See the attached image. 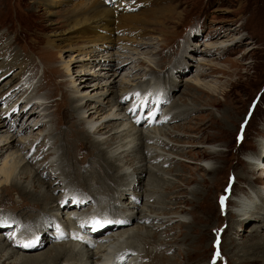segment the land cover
Instances as JSON below:
<instances>
[{
    "label": "bare ground",
    "instance_id": "bare-ground-1",
    "mask_svg": "<svg viewBox=\"0 0 264 264\" xmlns=\"http://www.w3.org/2000/svg\"><path fill=\"white\" fill-rule=\"evenodd\" d=\"M128 1L118 3L112 9L100 7L95 3L82 7L80 16L66 18L65 28L58 35L47 39L46 50H51V45L60 46L65 40L76 38L82 42L76 47L78 54L89 57L72 59V65L65 64L64 69L70 75V66L89 67L93 62L90 57L94 55L95 46L100 42L103 32H134V36H138L136 31L122 28L135 19L136 14H131L133 10L149 6L151 1ZM3 37L1 35L0 39ZM1 47L11 48V43H3ZM213 50V45L206 46L200 55L209 57L208 51L212 52V55L215 54ZM38 58L43 65V72L36 82L32 81L37 77L33 74V61L23 50L0 61V132H12L13 135L20 136L16 141L13 135L10 139L4 135L0 136V157L8 149L15 148L17 151L19 143L20 146L21 143L27 144H24L23 151L26 152L25 156L29 157V162L45 155L44 161L30 165L28 162L22 163V156L12 161L7 160L11 156L8 154L1 165L0 203L10 208L3 211L8 212L7 215L0 216V264H152L159 262L158 260L165 262H161L162 264H174L173 257L165 255V252L180 243L184 246L181 252L185 253L184 257L186 256L190 263L211 264L209 243L215 242V236L211 238L208 235L206 248H202L198 241V236L209 231L210 225L217 227V260L228 264H264V203L259 202L260 196L264 199V190L260 191L247 174L264 165V162H261L264 142L258 141L245 152L242 160L246 166H240V170H231L236 171L233 176L237 184L238 181H245V190L237 193L233 187L235 190H232V193H236L234 198L232 201L229 198L224 201L228 206L224 228L220 227L216 215L211 223L204 219L205 207L202 203L207 193L203 187L210 178L203 175L198 186L189 189L186 187L185 191L179 192V189H183L193 178L186 181L181 175V170L169 171L168 168L176 160L183 159L181 154H191V150H184V146L171 138L178 134L175 129L179 124H169L176 120H185L195 109L209 106L217 108L221 103L217 96L228 95L220 83L214 86L199 80L198 77L217 70L228 76L239 71L221 70L210 66V73L198 72L195 83L191 84L189 80L185 82L191 84L190 89L198 92L199 97L205 94L213 95L214 98L209 99V104L197 105L182 101L181 105L174 101L158 116L149 119L151 110L162 104L163 98L166 99V96L162 95L163 86L161 87L159 76L148 75L136 82H122L121 87L114 93L107 89L86 94L81 88L89 84L79 83L76 87L69 85V89L66 88L68 80L63 79L56 67H50L53 63L47 67L43 55L39 53ZM127 62L122 61V64ZM122 64L118 67L115 65V68L119 69ZM13 67H17V70L4 80L5 74ZM178 67L180 71L188 68L187 63ZM83 73L90 74L88 70H80L76 74ZM24 76L25 80L32 82H15L17 78ZM75 80L82 82L91 80V77L78 76ZM181 80L178 79L179 82ZM236 81H230L229 87L237 86ZM175 86L166 88L171 97L180 87V83ZM42 91L44 92L40 95ZM185 92L186 90L180 91L181 95ZM33 99L39 100L40 104L37 105ZM20 102L21 108L32 107L31 111L26 113L27 119L35 118L36 111L33 107L39 106L46 111L45 116L49 119L46 122L38 120L34 125L43 127L38 128L41 132L37 133V137L24 138L34 133V127L28 122L20 121L19 117H12L13 122L17 121L14 123L16 125L7 121ZM142 107L148 108L145 113H141ZM226 114L235 119V112L228 110ZM218 118H223V115ZM224 118L219 119L217 130L227 133L233 129H230L228 124L231 119L226 120V116ZM60 126H65L62 131ZM234 126H237L235 121ZM41 139L43 140L37 145ZM204 140L206 141L205 138ZM205 144V150L196 151L192 156L220 159L216 166L207 158L203 159L200 167L206 174L214 175L215 172L224 171L228 164L225 152H228L229 148L223 150L215 148L213 144ZM198 146L200 145H190L193 149ZM89 157L93 160L84 172L80 164ZM236 158L235 160H238ZM239 162L238 160L237 164ZM145 173L147 179L143 183ZM163 184L166 186L161 188ZM143 186V192L135 195L133 191L140 190ZM160 188L164 191L159 190ZM259 191L262 193L259 194ZM10 192L13 193L12 198L7 194ZM125 192L131 194L125 195L129 202H114L115 198L124 196ZM183 196L186 198H182ZM152 198L154 199L151 200ZM71 199L72 204L69 202ZM90 203L95 206H85ZM187 205L190 206L191 218L182 214ZM83 206L89 211H77ZM173 207H178V212L165 210ZM105 209L106 211H102ZM175 221L177 223H174ZM92 223L108 226L94 231L92 235L95 239H89L84 230L91 229ZM250 223L253 226L251 225L249 235L245 233L246 238L240 236L244 241L238 242L235 233L239 231L238 234H242L243 229ZM172 232L175 234L172 235V241L165 239V234ZM158 234L165 237L158 238ZM150 239L153 241L150 242ZM26 244L30 246L25 247ZM161 245L164 247L157 255L156 250ZM146 246L149 247L146 249ZM202 251L207 255H200Z\"/></svg>",
    "mask_w": 264,
    "mask_h": 264
},
{
    "label": "rangeland",
    "instance_id": "rangeland-1",
    "mask_svg": "<svg viewBox=\"0 0 264 264\" xmlns=\"http://www.w3.org/2000/svg\"><path fill=\"white\" fill-rule=\"evenodd\" d=\"M124 1L129 2L128 0H0V36H4L0 39V61L5 60L6 56L18 54L19 52L21 53L23 50L33 61V74L37 77L32 79V81L36 82L43 72V65L38 58L40 53L43 55L47 67L50 66L49 64L53 63L54 65L52 64L50 67H56L60 75L63 76V79L65 78L68 80L69 83L67 82L65 84L67 86L66 88L69 89L70 86L76 87L79 83L89 84V86L83 89L81 88L86 94H94L107 89L114 93L121 87L122 82H136L139 78L143 76L147 77L148 75L155 77L159 76L162 82L161 87L163 86L161 89L162 95H165L166 99L163 98L162 104H159L157 109L155 107L154 117L158 116L165 107H168L174 101H177L178 104L181 105L185 101L190 104L196 103L197 105L202 103L209 104V99L214 98L213 95L205 94L199 97L198 92L190 89L192 82L195 83V77L198 72L210 73V66L221 68V70L239 71L237 74L228 76L222 75L220 70H217L203 77H198L199 80L208 82V84L211 83V85L214 86H218L220 83L221 87L228 92V95H226V97L225 95L217 96V99L221 102L217 108L209 106L203 109H195L185 120H176L169 124H179L177 128L175 127V132L178 134L171 136V138L177 140L179 145L184 146V150H191V154H181L183 159L179 161L176 160L168 167L170 168L169 171L176 169L181 170V175L186 181L193 178L183 189L180 188L179 192L185 191L186 187L189 189L198 186L202 182L203 175L210 178L208 182H205L203 187L207 193L202 203L205 207L204 219L211 223L213 221L212 218L216 215L217 219H219L220 227L224 228L226 226L224 221L228 206L224 203L223 208L220 202L221 197H224L229 191L230 194L226 199L229 198L232 201L236 194L232 193V190L236 189L235 192L237 193L245 190V181H238L239 183L237 184V181L235 182V176H233L236 171L233 172L231 170H240V166H246L242 158L245 157L247 151L250 150L252 146H255L258 141L262 140L264 142V0H146L151 1V4L133 10L131 14H136L135 19L122 28L136 31L138 36H134L136 35L134 32H103L100 42L95 46L94 55L91 54L93 55L90 57L93 60L92 64L89 67L83 68L70 66L71 69L69 73L71 74H67L64 69L65 64L72 65V63H70L74 61L72 59L81 58L82 56L84 58L89 57L78 54L77 52L76 47L82 44V42L77 41L78 39L76 38H71L70 40H65L60 46L51 45V50H46L45 45H47V39L53 35H58L59 32L65 28L64 20L70 16H80L81 10L83 9L82 7L90 3L98 4V6L105 7L106 9H112L116 4ZM9 42L11 43V48L1 47L3 43ZM144 43H146V45H144ZM210 45H213L215 54L210 55L212 52L208 51L209 57L201 56L200 54L203 52V49ZM118 55H127V57ZM125 60L128 62L122 64V61ZM184 63H187L188 68L184 71H180L177 66ZM79 64H81V62H79ZM120 64L123 66L117 69ZM207 64H209V66ZM115 65H117L116 68ZM15 70H17V67L11 68L3 79L5 80L10 77ZM80 70H88L92 75L85 73L76 74ZM78 76L91 77V80H82V82H80V80H75ZM25 77L26 76L17 78L15 82L21 83L25 80ZM178 79H182L181 82H179ZM186 80H189L191 84L185 82ZM27 81L32 82L25 80V84H27ZM230 81H236L238 85L230 88ZM176 83H180V87L173 93V97H171L168 94L169 90H166V88L168 87L171 89ZM97 84L99 85L96 86ZM165 84L168 86L166 87ZM182 90H186L183 95L180 93ZM43 92L44 91H42L40 95H42ZM109 95H112V93H109ZM179 95L180 99H178ZM55 97H57V95ZM33 101L37 105L40 104V101L37 99H33ZM33 101L31 100V106L34 105L32 104ZM21 104L22 102H20L19 106L15 107L13 114H10L9 120L7 119L12 125H16L14 123H17V121H12L13 116L19 117L20 121L30 123L31 127H34L38 120L46 122L49 119L45 116L46 111L42 110L39 106L36 108L33 107L36 111L35 118L27 119L28 115H26V113L31 111L32 107L28 106L26 108V106H24L21 108ZM147 109L148 108H144L141 113H145ZM228 110L233 111V113L235 112V119H231L227 116L226 111ZM239 114L241 116H239ZM221 115H223V118H218ZM144 116L143 114V118ZM225 116L226 120L231 119L228 124L229 128L231 129L232 127L233 129L232 131L229 130L227 133L217 130L219 119H225ZM234 121L237 122V126H234ZM244 122L246 124L242 127L241 125ZM31 127L29 128L30 130ZM64 127L65 126H60V131H62ZM38 128L41 129L43 127H34V133L24 138L37 137V133L41 132ZM239 131L242 132V139L240 141H238L240 135V133H238ZM258 132H260V134H258ZM2 133L0 132V136L4 135L7 139H10L13 135L12 132ZM13 139L16 141L20 139V136L13 135ZM42 140L43 139H41L37 145L40 144ZM0 143H2L1 140ZM205 143L213 144L215 148L218 149L224 150L229 148L227 150L228 152H225L228 164L225 166L224 171L215 172L214 175L206 174L204 169L200 167V163L203 162V159L207 158L214 166L218 164L220 159L218 157H201L202 155L197 157L192 156L196 151L202 152L205 150ZM21 144V146L20 143L17 145L19 148L17 151H15V148H12L3 153V156L1 155L0 168L3 161L7 159L6 157L8 154L11 156L10 159L8 158L7 160L12 161L22 156V163L28 162L30 165H34L40 160H45L44 155V157L29 162V157L25 156L26 152L23 151L27 144ZM190 145L200 146L193 149ZM201 145H203V147H201ZM38 152L40 151L38 150ZM235 158L240 161L238 164V160H235ZM92 160L93 158L89 157L87 160L85 159L82 161L80 164L81 170L85 172L86 169L90 167V161ZM177 162H180L181 165L180 163L176 165ZM261 162H264V154L261 157ZM165 167L168 169L167 166ZM247 174L253 179L255 186L260 188V191H263L264 165L257 171L247 172ZM43 179L45 180L44 176ZM146 179L147 174L145 173L143 183H145ZM179 181L182 182L181 180ZM164 186L166 185L163 184L161 188H164ZM233 187H235V189ZM161 188L159 190H163ZM143 190L144 186L143 188L141 187L140 190H134L133 192L135 195H140ZM260 191L259 194L262 193H260ZM10 193L7 194L9 198H12L13 193ZM168 193L169 192H166V194ZM125 195L130 196L131 194H126L125 192L124 196L115 198L114 202H129L130 200L128 197H125ZM182 198L186 197L183 196ZM226 199L224 201H226ZM69 202L71 203L72 199ZM259 202L262 204L264 203V199L261 198V196ZM85 206L90 208L95 205L90 203ZM85 206L77 209V211H89ZM8 208L10 207L0 203V216L2 214L7 215L8 212L3 211H8ZM189 209L190 206L187 205L182 214L191 218ZM165 210L168 212H178V207ZM17 211L18 209L15 210V212ZM60 211L57 213L59 214ZM102 211H106V209ZM38 217L40 216L38 215ZM174 223H177V221ZM13 224H15V222H13ZM251 225V223L247 224L242 234H238L239 231L235 233L236 236H238L236 239L238 242L244 241L240 236L246 238L247 236H245V233L249 235L248 233L253 226ZM92 226L98 229L103 225L93 223ZM210 226L209 231L198 236L199 244H201L202 248H206V245H208L206 241L208 235H210L211 238L215 236V242L209 243L211 249L208 251L209 255L211 254L209 261L211 264H228V262L224 263L222 260H217L219 259L218 256H216L217 251L219 252V244H217L219 237L216 232L217 227L213 228L212 225ZM49 231H51V229ZM154 231L157 232V229ZM178 232L179 230H177V233ZM165 235V239L172 241L175 234L172 232L169 233V235ZM165 235L158 234L157 237L163 238ZM168 236L171 237L168 238ZM210 240L211 239H209V241ZM149 241L151 242L153 239ZM147 247L149 246H146V249ZM162 247H164V245L157 248V255L161 253L159 251ZM183 247L181 243L176 244V246L174 245L166 249L165 255L169 257L172 256L174 264H199L190 263V261L186 259V256L184 257L185 253L181 252ZM204 254H206V252L200 255ZM148 259L151 260V262L153 261L151 257H148ZM158 261L160 263L163 262V260ZM159 262L156 263L159 264ZM156 263L153 262L152 264Z\"/></svg>",
    "mask_w": 264,
    "mask_h": 264
},
{
    "label": "snow or ice",
    "instance_id": "snow-or-ice-1",
    "mask_svg": "<svg viewBox=\"0 0 264 264\" xmlns=\"http://www.w3.org/2000/svg\"><path fill=\"white\" fill-rule=\"evenodd\" d=\"M224 199H225V197H221V203L223 204V202H224ZM219 243V241H217V244ZM30 245H25V247H29ZM216 256H219V252L217 251V253H216Z\"/></svg>",
    "mask_w": 264,
    "mask_h": 264
}]
</instances>
